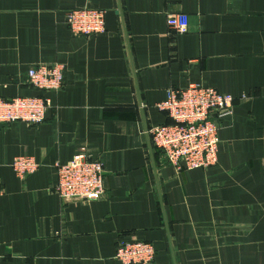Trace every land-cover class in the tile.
I'll list each match as a JSON object with an SVG mask.
<instances>
[{
    "label": "crops",
    "instance_id": "obj_1",
    "mask_svg": "<svg viewBox=\"0 0 264 264\" xmlns=\"http://www.w3.org/2000/svg\"><path fill=\"white\" fill-rule=\"evenodd\" d=\"M84 7L105 9V32L71 31ZM53 63L64 86L34 88L30 68ZM194 83L236 102L218 162L178 170L148 130L171 122L168 90ZM42 95L41 124L0 125V264H124L120 240L153 244V264H264V0H0V97ZM84 147L105 194L63 202L56 164ZM21 155L39 163L24 180Z\"/></svg>",
    "mask_w": 264,
    "mask_h": 264
},
{
    "label": "built area",
    "instance_id": "obj_2",
    "mask_svg": "<svg viewBox=\"0 0 264 264\" xmlns=\"http://www.w3.org/2000/svg\"><path fill=\"white\" fill-rule=\"evenodd\" d=\"M169 28L186 32L189 19L177 13L169 18ZM66 22L75 35L93 36L106 31L105 9L76 8L67 11ZM30 84L41 91H58L64 86V65L39 64L28 71ZM236 98L202 83L184 88H170L167 98L158 107L165 111L171 122L149 128L155 148L176 169L209 168L218 162L220 127L222 119L231 113ZM51 99L46 96L0 97V125L24 122L41 124ZM34 156L14 158L12 167L19 178L25 179L38 169ZM57 183L54 192L63 202H86L100 199L105 194L104 164L84 147L66 163L56 164ZM1 193V184H0ZM116 259L124 264H153L156 249L146 241L120 240Z\"/></svg>",
    "mask_w": 264,
    "mask_h": 264
}]
</instances>
